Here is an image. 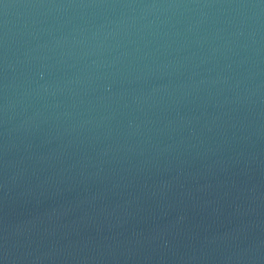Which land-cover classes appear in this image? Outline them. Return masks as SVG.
I'll return each instance as SVG.
<instances>
[{
	"label": "water",
	"instance_id": "obj_1",
	"mask_svg": "<svg viewBox=\"0 0 264 264\" xmlns=\"http://www.w3.org/2000/svg\"><path fill=\"white\" fill-rule=\"evenodd\" d=\"M0 264H264V0H0Z\"/></svg>",
	"mask_w": 264,
	"mask_h": 264
}]
</instances>
